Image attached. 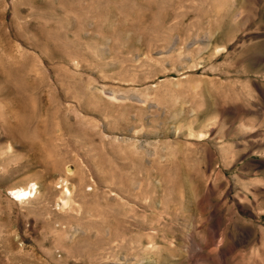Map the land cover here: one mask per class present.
Segmentation results:
<instances>
[{
  "label": "rangeland",
  "instance_id": "rangeland-1",
  "mask_svg": "<svg viewBox=\"0 0 264 264\" xmlns=\"http://www.w3.org/2000/svg\"><path fill=\"white\" fill-rule=\"evenodd\" d=\"M0 264H264V0H0Z\"/></svg>",
  "mask_w": 264,
  "mask_h": 264
},
{
  "label": "bare ground",
  "instance_id": "bare-ground-1",
  "mask_svg": "<svg viewBox=\"0 0 264 264\" xmlns=\"http://www.w3.org/2000/svg\"><path fill=\"white\" fill-rule=\"evenodd\" d=\"M33 190H34V186L33 185H31L30 187H28V188H25V189H18V190H16V191H14V195L18 198V199H21V198H23V197H25L26 195H28L27 194V191L29 192V193H31V192H33ZM69 194H70V192H69ZM27 197V196H26ZM17 199V200H18ZM22 201V200H21ZM66 201V200H65ZM66 204V203H65Z\"/></svg>",
  "mask_w": 264,
  "mask_h": 264
}]
</instances>
